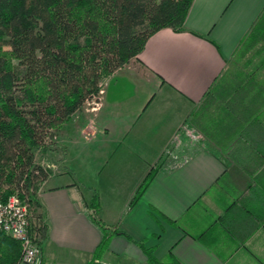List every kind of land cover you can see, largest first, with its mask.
<instances>
[{
  "label": "crops",
  "instance_id": "obj_1",
  "mask_svg": "<svg viewBox=\"0 0 264 264\" xmlns=\"http://www.w3.org/2000/svg\"><path fill=\"white\" fill-rule=\"evenodd\" d=\"M263 11L264 0H194L186 31L152 35L106 79L93 112L66 124L67 152L52 162L58 171L48 165L38 192L47 222L44 264L93 259L103 237L88 215L95 192L103 222L124 232L110 239L98 264H149L147 250L161 261L172 252L182 264H264V67L237 81L233 107L227 100L225 110L206 113L204 132L190 123ZM188 124L203 132L199 150L184 132ZM174 142L173 155L131 205ZM72 147L91 151L93 162L76 165L82 155L73 159Z\"/></svg>",
  "mask_w": 264,
  "mask_h": 264
},
{
  "label": "trees",
  "instance_id": "obj_2",
  "mask_svg": "<svg viewBox=\"0 0 264 264\" xmlns=\"http://www.w3.org/2000/svg\"><path fill=\"white\" fill-rule=\"evenodd\" d=\"M193 1L0 0V201L16 194L27 203L32 231L45 237L47 222L38 192L51 174L49 166L35 162L36 153L45 151L50 144L47 139H54L88 101L98 100L102 82L137 58L152 35L168 27L186 31ZM255 57L260 60L253 65ZM262 67L264 11L240 43L232 66L217 78L190 123L204 132L206 113L225 110L227 100L233 107L241 86L237 81L252 79ZM227 79L231 82L225 84ZM192 142L201 149L200 140ZM176 146L172 143L154 164L131 205L144 194ZM89 210L103 237L88 264H98L110 239L124 232L103 222L97 192ZM21 252V242L0 231V264H17ZM146 252L149 264H182L172 252L165 261L153 250Z\"/></svg>",
  "mask_w": 264,
  "mask_h": 264
},
{
  "label": "built area",
  "instance_id": "obj_3",
  "mask_svg": "<svg viewBox=\"0 0 264 264\" xmlns=\"http://www.w3.org/2000/svg\"><path fill=\"white\" fill-rule=\"evenodd\" d=\"M104 90H101L102 95ZM100 97L91 103L97 107ZM94 107V108H96ZM93 108V109H94ZM186 134L192 139L202 138L198 132L186 129ZM28 204L14 194L7 201H0V231L5 232L21 242L22 252L17 264H44L42 241L38 232L31 230V213Z\"/></svg>",
  "mask_w": 264,
  "mask_h": 264
},
{
  "label": "rangeland",
  "instance_id": "obj_4",
  "mask_svg": "<svg viewBox=\"0 0 264 264\" xmlns=\"http://www.w3.org/2000/svg\"><path fill=\"white\" fill-rule=\"evenodd\" d=\"M124 68V67H123ZM120 70V69H119ZM118 71V70H117ZM109 78V77H108ZM108 78H106V79H108ZM106 79L102 82V89H104V83H105V81H106ZM102 95H100V97H101ZM94 107H96L95 106V104H93V103H91L90 101H88L85 105H84V107H83V109L81 110V111H79V112H76L75 114H74V116L72 117V119L71 120H77V117L78 116H80V113L81 112H85V113H89V114H91L92 112H93V108ZM69 122V121H68ZM68 122H66V123H64L63 124V127L61 128V130H59L57 133H56V136H55V138L54 139H51V140H49V139H47V143L49 144L48 145V147L46 148V150L45 151H38L37 153H36V158H35V162L37 163V164H40L41 166H44V167H46V166H48V165H50L51 166V168H52V162H55L56 164H58L59 162H60V160H63V157H64V154H66L65 152H67V150L65 149V147L64 146H66L65 145V143H63V141H62V138H61V136L64 134L63 133V131H64V127L66 126V124L68 123ZM197 130H199V129H197ZM196 132H198V134H200L201 136L203 135V132L201 131V130H199V131H196ZM190 139H192V138H190ZM193 140V139H192ZM197 140V139H196ZM47 146V145H46ZM71 150H72V158L73 159H75L76 157H74L75 156V154H79V155H82L81 154V152H77V151H75L74 150V147H72L71 148ZM74 150V151H73ZM175 156V155H174ZM172 157V158H176V156L175 157ZM93 155H92V152L91 151H87L84 155H82L81 157H80V159H79V161H78V163L76 164V165H83L84 163H87V164H89V162L91 163V162H93ZM176 160V159H175ZM170 162H172V160H170ZM52 169H54V170H56V171H58V166L57 167H54V168H52ZM29 213H31L30 212V210L28 211Z\"/></svg>",
  "mask_w": 264,
  "mask_h": 264
}]
</instances>
